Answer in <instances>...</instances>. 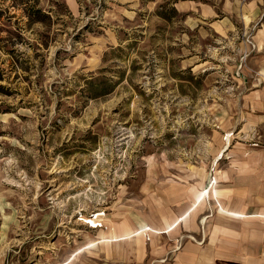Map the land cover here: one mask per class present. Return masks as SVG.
Masks as SVG:
<instances>
[{
  "label": "rangeland",
  "instance_id": "374dc122",
  "mask_svg": "<svg viewBox=\"0 0 264 264\" xmlns=\"http://www.w3.org/2000/svg\"><path fill=\"white\" fill-rule=\"evenodd\" d=\"M0 76V264H264V0H0Z\"/></svg>",
  "mask_w": 264,
  "mask_h": 264
},
{
  "label": "trees",
  "instance_id": "16d2710c",
  "mask_svg": "<svg viewBox=\"0 0 264 264\" xmlns=\"http://www.w3.org/2000/svg\"><path fill=\"white\" fill-rule=\"evenodd\" d=\"M29 17H30V20L31 22L32 21H42V22H46L47 19L50 17L48 13H45L42 9L40 8H37L35 10H33V13L31 14L29 12ZM0 78H2V76H0ZM88 85L89 84H92V81H88L87 82ZM0 87H2L0 85ZM108 93V89H103L102 91H100L99 93H97L95 96H100V95H104V94H107Z\"/></svg>",
  "mask_w": 264,
  "mask_h": 264
},
{
  "label": "crops",
  "instance_id": "0c3cea01",
  "mask_svg": "<svg viewBox=\"0 0 264 264\" xmlns=\"http://www.w3.org/2000/svg\"><path fill=\"white\" fill-rule=\"evenodd\" d=\"M200 252H204L203 250H201V251H199V253ZM187 256V255H186ZM215 256V255H214ZM262 256H264V255H262ZM261 257V256H260ZM256 263V262H255ZM248 264H249V262H248ZM257 264H263V262H262V260H261V258H259V260H257Z\"/></svg>",
  "mask_w": 264,
  "mask_h": 264
}]
</instances>
